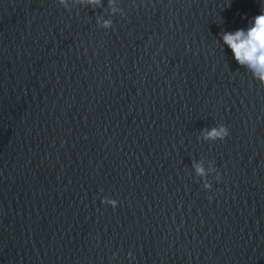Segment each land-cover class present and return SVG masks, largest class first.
I'll return each instance as SVG.
<instances>
[{
	"label": "water",
	"instance_id": "obj_1",
	"mask_svg": "<svg viewBox=\"0 0 264 264\" xmlns=\"http://www.w3.org/2000/svg\"><path fill=\"white\" fill-rule=\"evenodd\" d=\"M114 6L0 0V264H264V0Z\"/></svg>",
	"mask_w": 264,
	"mask_h": 264
},
{
	"label": "clouds",
	"instance_id": "obj_2",
	"mask_svg": "<svg viewBox=\"0 0 264 264\" xmlns=\"http://www.w3.org/2000/svg\"><path fill=\"white\" fill-rule=\"evenodd\" d=\"M59 3L69 9L77 4L93 7L102 6V0H59ZM108 3L113 15L117 14L118 11L123 15V10L114 6L116 0H108ZM112 26L113 21L111 19H105L103 21V28L110 29ZM220 36L223 44L231 49L238 64L250 71L255 80L264 84V14L255 16L247 28H241L235 31H223ZM229 134L228 127L223 124L202 130L204 141H222ZM194 169L197 176L204 178V187L206 189L210 190L212 187V184L206 179L209 174L215 173L216 179H220L217 169L212 165L206 170L202 163H197L194 165ZM102 203L111 205L113 209L118 206L117 200L108 197H105ZM128 256L134 259L132 252H129Z\"/></svg>",
	"mask_w": 264,
	"mask_h": 264
}]
</instances>
